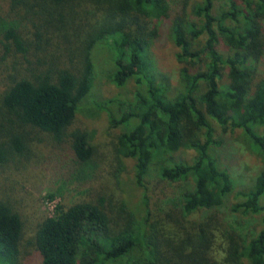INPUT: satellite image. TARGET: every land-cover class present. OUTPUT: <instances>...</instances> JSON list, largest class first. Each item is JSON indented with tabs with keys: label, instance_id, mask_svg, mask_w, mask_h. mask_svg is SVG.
<instances>
[{
	"label": "trees",
	"instance_id": "16d2710c",
	"mask_svg": "<svg viewBox=\"0 0 264 264\" xmlns=\"http://www.w3.org/2000/svg\"><path fill=\"white\" fill-rule=\"evenodd\" d=\"M4 1L0 180L7 200H0V264H21L23 217L33 201L22 161L45 159L79 170L94 162L88 134L67 131L92 91V50L109 37H116L113 43L118 49L109 81L119 89L133 84L131 101H118L119 114L110 119L123 129L116 155L134 161L133 184L140 193L137 213L122 205V224L113 221L103 195L67 208L58 204L54 216L44 218L34 231L32 244L40 264H264V78H256L264 55V0H227L218 15L215 0H198L190 13L184 6L177 14L169 0ZM87 1L99 7L92 24L84 20L88 16L82 4ZM36 5L67 9L80 18L78 29L88 27L79 72L57 67L63 59L59 52L47 55L39 46L29 50L19 22L8 17L19 7ZM56 13L60 23L65 22L64 13ZM166 22L180 65L172 95L156 81L147 62ZM67 24L72 26L73 21ZM32 49L34 60L29 59ZM45 57L48 60L41 59ZM215 125L223 131L240 130L250 150L261 158L262 168L247 192L236 191V180L212 153L218 145ZM46 136L54 150L40 156L47 148L42 138ZM185 152H192V157L183 159ZM189 180L191 188L163 223L154 212V195L166 184ZM231 195L236 200L231 211L257 217L260 229L248 242L232 241L222 252L215 228L187 218L208 212L205 218L210 220Z\"/></svg>",
	"mask_w": 264,
	"mask_h": 264
},
{
	"label": "rangeland",
	"instance_id": "374dc122",
	"mask_svg": "<svg viewBox=\"0 0 264 264\" xmlns=\"http://www.w3.org/2000/svg\"><path fill=\"white\" fill-rule=\"evenodd\" d=\"M196 1L198 0H169V5L176 14L180 13L184 6L186 12L190 13L191 5ZM226 1L215 0V15L226 9ZM5 6L6 2L0 0L1 18H6ZM82 8L88 16V20L86 18L84 20L88 24H92L99 13V7L93 2L87 1L82 4ZM66 10L60 11L51 5H36L32 8L19 7L18 10H12L8 17L13 16L14 20L19 22L21 35L29 45V50L34 46H39L47 55L56 56L59 52L63 59L57 61V67H70L77 73L81 69L84 41L89 36L86 33L89 29L88 27L78 29L77 26L81 22L78 19L80 18L67 13ZM56 12L64 13L65 22L60 23V17ZM71 20L73 21L72 26L67 24ZM80 24L82 26V23ZM114 38L116 37H109L101 41L92 50L91 58L95 72L92 91L82 102L76 118L67 131L68 134L76 130L88 134V142L94 149V162L79 170L73 164L62 168L45 159L22 161L28 172L26 175H29L26 186L33 201L31 208L23 217L21 264H40L39 258L34 254L32 244L34 231L44 218L54 216V210L58 204H63L67 208L78 201L94 200L98 195H103L109 203L107 208L113 221L122 224L124 214L119 211V207L122 205L137 213L140 193L133 184L134 161L119 158L116 155L117 137L123 129L120 126H113L110 119L111 115L118 116L119 114L118 101H131L133 93L132 82H129L123 89H119L109 81L108 76L113 72L114 62L118 57V49L113 43ZM202 42L201 39L200 44ZM33 51L34 49H32V53ZM176 52L177 49L172 43L169 26L166 22L161 27L159 38L148 51L147 62L152 67V73L156 75V81L165 84L170 95L174 93L178 84L180 65L175 60ZM29 59H35L34 53L29 56ZM41 59L48 60V57ZM256 78H264V55L257 65ZM38 136L41 135L38 134ZM47 137H42L45 138L47 148L40 156H45L54 150L52 141L50 142ZM215 138L218 145L213 148L212 153L218 159L220 166L227 169L236 180V191L247 192L252 188L255 177L262 168L261 158L253 150H250L248 140L240 130L223 131L215 125ZM192 154V152H185L181 157L188 160ZM1 172L3 171L0 168V177ZM1 184L2 180H0V200H7L3 195ZM162 188L161 193L154 195L156 204L153 203V206L154 212L164 223L169 221L167 215L178 208L176 202L182 194L191 188V180L166 184ZM49 195H53V197L51 198ZM235 201L234 195L227 197L224 206L210 214L212 215L210 220L205 218L209 214L208 212H200L187 218V220L196 223H209L211 227L215 228L222 252L223 249L225 251L228 248L232 241L237 240L243 244L248 242L260 229L257 217H241L231 211L230 206ZM116 263L108 261L102 264Z\"/></svg>",
	"mask_w": 264,
	"mask_h": 264
}]
</instances>
